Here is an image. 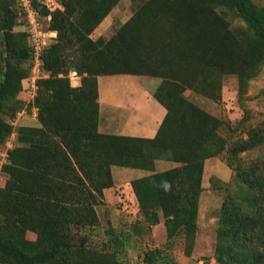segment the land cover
<instances>
[{"label": "trees", "instance_id": "obj_1", "mask_svg": "<svg viewBox=\"0 0 264 264\" xmlns=\"http://www.w3.org/2000/svg\"><path fill=\"white\" fill-rule=\"evenodd\" d=\"M121 1L60 0L64 10L51 12L50 29L58 35L43 57L51 76L39 82L40 125L18 129L20 145L4 166L0 264H124L117 248L130 245L128 235L111 228L113 246L106 249L77 245L73 237L74 228L99 225L97 208L114 186L113 167L147 173L132 181L142 217L151 225L163 219L170 241L183 234L190 256L205 163L224 152L237 190L228 191L220 207L215 259L264 264V125L229 144L220 134L224 121L183 97L191 87L219 101L223 79L233 73L240 96L247 93L264 66V6L254 0H146L110 40L91 38ZM230 13L240 22L236 30ZM22 24L25 31H16ZM26 26L19 1L0 0V144L13 129L4 116L16 115L22 81L31 73ZM71 70L86 74L78 88L67 77ZM113 75L162 78L154 98L167 114L154 138L99 131L98 78ZM157 160L177 166L159 172ZM164 253L149 251L145 262L178 264Z\"/></svg>", "mask_w": 264, "mask_h": 264}, {"label": "rangeland", "instance_id": "obj_2", "mask_svg": "<svg viewBox=\"0 0 264 264\" xmlns=\"http://www.w3.org/2000/svg\"><path fill=\"white\" fill-rule=\"evenodd\" d=\"M146 0H122L113 9L108 17L96 28L91 38L97 40L103 37L106 41L115 36L118 31L132 20L134 15L143 7ZM260 6H264V0H254ZM231 26L236 30L239 20L232 13L227 15ZM20 22L24 19L20 17ZM50 24L46 22V25ZM18 32H24V25L16 28ZM1 40V37H0ZM108 82L111 90L125 89L137 92L142 85L155 91L161 86L162 78L144 75L139 77L138 85L134 77L111 76ZM141 82V83H140ZM141 86V87H140ZM106 88V89H108ZM183 97L191 103L201 107L211 115L224 121L220 134L229 140V144L241 137L247 138V129L264 125V66L257 77L250 81L247 93L240 96V83L236 74L226 75L223 79L222 97L214 101L199 94L191 87L185 88ZM19 109L14 117L4 116V119L12 125V133L6 144H0V187L4 186L7 174L4 166L9 161V152L17 147L19 140L14 141L12 134L17 133L20 127L39 126V110L34 115L31 110L33 102L26 94H19ZM22 103V104H21ZM27 104H29L28 107ZM36 105V100L35 103ZM37 107V105H36ZM39 109V108H38ZM26 110V113L24 111ZM247 119L245 124L241 122ZM262 150L252 152L247 156L250 160L260 155ZM226 152L218 157L209 158L205 163L203 186L204 190L200 199L198 215L199 230L190 256L186 253V242L181 234L173 240L167 236L164 220L159 224L151 225L140 213L139 204L132 188V181L141 178L144 171L127 168L113 167L114 186L104 191L103 203L97 208L99 225L89 229H73L74 242L77 245L89 246L95 249L111 248L110 229L116 234L128 235L130 244L125 249L117 248L119 257L124 264H148L145 262V254L149 251L161 248L164 254H169L178 264H218L214 253L216 246L219 211L228 191L237 190V182L233 179V172L226 162ZM165 168L170 167L164 165ZM160 167L161 171H165ZM169 169V168H168ZM160 172V171H159ZM150 224V225H149ZM142 227L138 233L136 227ZM28 238L34 240L36 236L28 233ZM157 264H164L162 261Z\"/></svg>", "mask_w": 264, "mask_h": 264}, {"label": "crops", "instance_id": "obj_3", "mask_svg": "<svg viewBox=\"0 0 264 264\" xmlns=\"http://www.w3.org/2000/svg\"><path fill=\"white\" fill-rule=\"evenodd\" d=\"M126 76V75H113ZM133 76L134 82L138 85L139 75ZM111 76H100L98 78L100 121L99 131L106 134H115L139 138H154L163 123L167 110L152 95L145 85H142L137 92L125 89L111 90L108 82ZM110 82V81H109ZM141 83V82H140ZM108 88V89H106ZM169 165V169L177 164L168 160H157L156 171H161L160 167ZM165 168V167H164ZM168 168H165L168 170ZM147 173L140 175L146 176Z\"/></svg>", "mask_w": 264, "mask_h": 264}, {"label": "built area", "instance_id": "obj_4", "mask_svg": "<svg viewBox=\"0 0 264 264\" xmlns=\"http://www.w3.org/2000/svg\"><path fill=\"white\" fill-rule=\"evenodd\" d=\"M21 6V11L25 16L28 32L32 44V68L29 76L22 81V94L30 97V102H33L32 111L34 115L39 110L36 107L35 100L38 96L39 82L44 79H49L51 73L45 70L44 53L45 50L55 42L57 31L50 29L52 14L56 10H64L60 0H18ZM47 9L49 14L43 16L41 9ZM63 75H60L62 77ZM86 74H81L77 70H71L68 74L70 84L73 88H78L82 85V79ZM28 107L29 104H27ZM26 113V110L24 111ZM14 141L17 142V133L12 134Z\"/></svg>", "mask_w": 264, "mask_h": 264}]
</instances>
